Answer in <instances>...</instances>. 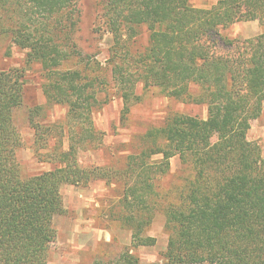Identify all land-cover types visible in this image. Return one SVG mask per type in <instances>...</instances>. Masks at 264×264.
Masks as SVG:
<instances>
[{
	"label": "trees",
	"instance_id": "trees-1",
	"mask_svg": "<svg viewBox=\"0 0 264 264\" xmlns=\"http://www.w3.org/2000/svg\"><path fill=\"white\" fill-rule=\"evenodd\" d=\"M77 1L0 0V33L25 50V63L39 66L46 102L65 107L78 130L66 149L58 144L47 154L52 169L22 174L13 115L23 101V74L0 68V264H47L57 236L53 219L66 212L62 186L100 180L122 188L121 220L131 231V247L155 244L145 232L157 181L175 155L189 175L178 198L162 208L170 229L164 264H264V160L247 138L264 105V32L247 39L219 33L238 21L264 24V0H217L208 8L189 0H101L99 22L112 36L110 80L122 111L139 100V83L207 110L205 118L175 113L149 128L145 147L127 155L120 170L78 160L79 149L102 146V132L90 116L100 102L95 88L109 81L79 65ZM142 26L148 44L136 51L130 43ZM69 61L74 67H67ZM38 108L28 118L35 141L44 146L52 134L36 121ZM92 264L139 261L127 248L114 262Z\"/></svg>",
	"mask_w": 264,
	"mask_h": 264
},
{
	"label": "rangeland",
	"instance_id": "rangeland-1",
	"mask_svg": "<svg viewBox=\"0 0 264 264\" xmlns=\"http://www.w3.org/2000/svg\"><path fill=\"white\" fill-rule=\"evenodd\" d=\"M216 1L189 0L193 6L200 8H208ZM100 7L101 0L77 1L79 22L74 40L82 57L79 65L88 75L101 73L102 78L109 81L107 85L95 88L100 102L90 116L95 129L102 132V146L92 150L79 149L77 156L81 165H109L120 170L127 155L145 147L143 135L149 128L162 125L168 116L175 113L205 118L207 110L204 104L166 96L158 87L143 89L139 83L134 91L139 100L129 101V110L124 113L123 100L110 80L108 50L112 36L99 22ZM137 30L130 47L142 51L148 44V33L144 26ZM262 32L264 24L257 19L238 21L219 30L220 35L229 39L252 38ZM216 46L219 50L225 49L222 42ZM5 67L19 69L24 79L23 101L13 115L19 134L15 156L21 172L30 175L50 170L54 165L47 160V154L58 144L60 149H66L69 135L78 137L77 124L66 117L65 107L46 102L39 66L25 63V50L13 45L7 34L0 33V68ZM67 67H74L73 61L67 62ZM35 107H39L35 114L39 125L51 128L52 135L44 146L35 141L34 128L28 118L29 110ZM81 126L85 127V122ZM247 138L257 143L264 160V105L261 114L251 120ZM169 163L168 173L157 181L154 215L145 232L155 238V244L131 247V231L121 220L124 210L119 182L106 185L100 180L87 186L63 185L61 193L66 212L53 219L57 236L50 247L47 264H92L95 260L114 262L127 248L137 256L139 264H164L163 254L170 229L165 224L162 208L170 200L178 198L189 175V170L181 164L177 155L171 157Z\"/></svg>",
	"mask_w": 264,
	"mask_h": 264
}]
</instances>
